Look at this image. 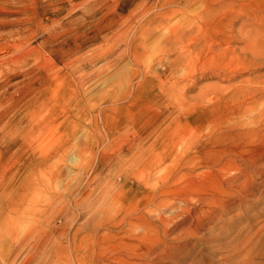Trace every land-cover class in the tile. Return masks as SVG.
<instances>
[{"label": "rangeland", "instance_id": "rangeland-1", "mask_svg": "<svg viewBox=\"0 0 264 264\" xmlns=\"http://www.w3.org/2000/svg\"><path fill=\"white\" fill-rule=\"evenodd\" d=\"M263 156L264 0H0V261H144L167 188L164 264L261 263Z\"/></svg>", "mask_w": 264, "mask_h": 264}, {"label": "bare ground", "instance_id": "bare-ground-1", "mask_svg": "<svg viewBox=\"0 0 264 264\" xmlns=\"http://www.w3.org/2000/svg\"><path fill=\"white\" fill-rule=\"evenodd\" d=\"M244 127V126H243ZM236 135V134H235ZM237 136V135H236ZM144 140H146V139H144V138H140V140L138 141L139 143L140 142H143ZM137 144V143H136ZM150 145V144H149ZM134 146H135V144H134ZM146 146V145H145ZM152 146V145H151ZM229 151V154H230V150H228ZM233 151V150H232ZM136 153V152H135ZM196 153H198V152H196ZM210 153V152H209ZM232 153V152H231ZM234 153V152H233ZM236 153V152H235ZM234 153V155H236ZM199 154V153H198ZM208 154V153H207ZM226 154H228V153H226ZM200 155V154H199ZM232 155V154H231ZM230 155V156H231ZM227 157H229V156H227ZM264 157V156H263ZM134 158V157H133ZM136 158V157H135ZM139 158H141V156L139 157ZM192 157H190L189 158V160L191 159ZM229 158H231V157H229ZM228 158V159H229ZM233 158V157H232ZM198 160H199V157L197 158ZM228 159H226V160H228ZM260 159V158H259ZM134 160V159H133ZM136 160V159H135ZM188 160V161H189ZM194 160H196L195 159V157L194 158H192L190 161L191 162H193ZM234 160V159H233ZM261 160V159H260ZM259 160V161H260ZM137 161H138V158H137ZM140 161V160H139ZM189 161V162H190ZM257 162H258V160H256ZM227 162V161H226ZM259 163V162H258ZM262 164V163H261ZM255 165H256V163H255ZM258 165V164H257ZM256 165V166H257ZM229 166V165H228ZM254 166V165H253ZM260 166V165H259ZM261 167V166H260ZM259 168V167H258ZM262 169V168H261ZM250 171V170H249ZM249 171H247V173L246 174H244L243 176H242V179L244 180V182L246 181H248V179L249 178H251V176H250V173H249ZM260 173H261V171H259ZM85 174V173H84ZM262 174V173H261ZM264 174V173H263ZM242 175V174H241ZM89 176V175H88ZM263 176V175H262ZM89 178V177H88ZM96 179V178H95ZM239 179H241V178H239ZM241 179V180H242ZM148 180V179H147ZM146 180V181H147ZM233 180V179H232ZM235 180V179H234ZM85 181V180H84ZM145 181V182H146ZM236 181V180H235ZM238 181V180H237ZM145 182H143V183H145ZM233 182V181H232ZM237 182H235L234 184H236ZM81 184V183H80ZM148 185H149V183H147ZM244 184H247V183H244ZM83 185V184H82ZM147 185V186H148ZM150 185H151V183H150ZM144 186V185H143ZM150 187V186H149ZM146 188V187H145ZM148 188V187H147ZM82 189V188H81ZM150 189H151V187H150ZM153 189H154V187H153ZM79 190V189H78ZM83 190V189H82ZM81 190V191H82ZM73 191V190H72ZM155 191H156V188H155ZM154 191V192H155ZM170 191V190H169ZM79 192H80V190H79ZM157 192V191H156ZM171 192V191H170ZM73 193V192H72ZM153 193V192H152ZM170 194H172V193H170ZM152 195H154V194H152ZM158 198L157 197H155V196H152V198H151V203L149 202H147V206H148V204H150L149 205V209L147 210V212H146V214H145V211L146 210H144V212H142L141 214L142 215H139V216H134V218H133V220L131 219V221L129 222L131 225L130 226H132V227H139L138 228V230L139 229H141V231H143L144 233H143V237L141 238V239H151L152 237V233H155V231L156 232H159V233H162L164 236H165V238H166V241H164V243H163V247L161 248V250L158 252V251H156V250H154L155 248H154V246H152V244H151V246L152 247H150L152 250H150L149 251V253H148V255L146 256V257H144V258H146L144 261H137V262H133V263H125L124 261H123V258H122V261L120 260V261H114L115 262V264H164V262H166L165 260L166 259H169L172 255H171V251H174V250H177L178 248H181V246H177V245H175L174 243H173V240H172V237H173V235L176 233V231H177V227H174V226H176V225H174L173 223V217H171V215L170 216H167V215H165L164 213H162L161 211L160 212H158V213H156L157 212V209H159L158 207L159 206H162V205H165V206H168L169 204H168V200H166V199H163V198H161V197H163V196H165V195H168V190H167V188H161V189H159V191H158ZM151 197V196H150ZM147 199V198H146ZM158 199V200H157ZM181 200H182V198H180ZM150 200V199H149ZM156 200H157V202H156ZM188 201V200H187ZM189 202V201H188ZM187 202V203H188ZM199 203H200V201H198ZM204 205L205 204H208V205H214V206H216V207H221V206H224V204H223V202H224V200H222V199H220V197L219 196H213V197H209V198H207L206 200H205V202H203V201H201ZM228 202V200L226 201V203ZM169 203H171V202H169ZM186 203V202H185ZM202 204V205H203ZM201 205V206H202ZM207 205V206H208ZM188 206H189V204H188ZM197 206V205H196ZM200 206V207H201ZM185 207V206H184ZM205 207V206H204ZM231 207V206H230ZM171 208V207H170ZM186 208V207H185ZM184 208V209H185ZM192 208H193V206H192ZM210 208H212L213 209V207H209V209ZM215 208V207H214ZM147 209V208H146ZM188 209V213H189V215L191 216V220L190 221H187L188 223H183L182 225H183V227H187L188 225H190V227H188L189 228V230H187V232H190L191 231V229H196L197 230V232H198V230H200V229H202V228H204L205 226H207L208 224H212V223H210V222H213V221H215L214 219V217L217 215V213H218V210H217V208H215L214 210H205L206 208H193V209H191V207H187L186 208V210ZM138 209H136L135 211H137ZM140 211H141V209H140ZM183 211V210H182ZM139 212V211H138ZM184 212H185V210H184ZM185 215V214H184ZM206 215H209L208 217H209V221H207L206 219H205V217H206ZM187 216V215H186ZM186 216H184L183 217V220H185L184 218L186 217ZM128 217V216H127ZM133 217V216H132ZM132 217H129V218H132ZM207 217V218H208ZM189 218V217H188ZM121 219V218H120ZM190 219V218H189ZM130 220V219H129ZM48 221H49V218H48ZM103 221V220H102ZM119 222H120V220H118ZM186 221V220H185ZM123 221H121L120 223H117L118 224V226H119V224H121ZM128 222V221H127ZM181 222H183V221H181ZM106 223V222H105ZM105 223H101L102 225L103 224H105ZM101 224H99V225H101ZM128 224V223H127ZM177 224V223H176ZM98 225V226H99ZM102 225L100 226V227H102ZM129 225V224H128ZM127 225V226H128ZM178 225V224H177ZM105 226V225H104ZM109 226H111V225H109ZM113 226H116V225H114L113 224ZM126 226V227H127ZM94 227L95 226H93V229H94ZM97 227V226H96ZM95 227V228H96ZM99 227V228H100ZM106 227V226H105ZM108 227V226H107ZM121 227V226H120ZM123 227V226H122ZM111 228V227H110ZM119 228V227H118ZM125 228V227H124ZM187 228V229H188ZM198 228H200V229H198ZM101 229V228H100ZM128 229H130V228H128ZM98 231H100V230H98ZM125 231V230H124ZM130 231V230H129ZM132 231V230H131ZM137 231V230H136ZM94 232V231H93ZM92 232V233H93ZM133 232V231H132ZM138 232V231H137ZM139 232H140V230H139ZM185 231H182L179 235H178V237H180V235H182L183 233H184ZM141 233V232H140ZM106 234H108V233H106ZM110 234V233H109ZM129 234V233H128ZM133 234V233H132ZM132 234H130L131 236H132ZM136 234H138V233H136L135 232V234L134 235H136ZM142 234V233H141ZM177 234V233H176ZM175 234V235H176ZM99 235V234H98ZM103 235H105V234H103ZM111 235V234H110ZM140 235V234H139ZM101 236V235H100ZM106 236V235H105ZM124 236V235H123ZM138 236V235H137ZM108 237V236H107ZM127 237V236H126ZM129 237V236H128ZM151 237V238H150ZM88 238V237H87ZM90 238V237H89ZM102 238H104V236L102 237ZM132 238V237H131ZM136 238V237H135ZM134 238V239H135ZM174 238V237H173ZM28 239H30V238H28V237H26V238H24L23 240H21V241H19L18 242V244L16 245V251L18 252V255H17V253H15L17 256H16V258H19V257H21L22 255H23V253H24V251L30 246L29 245V241H28ZM49 239H51L52 240V235H50V237L48 236L47 237V239H44L43 240V242H46V241H48ZM121 239H123V238H121ZM93 240V239H92ZM102 240V239H101ZM119 240V239H118ZM128 240V239H127ZM151 240H153V239H151ZM175 240V239H174ZM176 240H177V237H176ZM129 241H131V239L129 240ZM136 241V240H135ZM99 242V241H98ZM128 242V241H127ZM148 242V241H147ZM151 242V241H150ZM150 242H148V243H150ZM153 242V241H152ZM176 242V241H175ZM82 243V242H81ZM100 243H102V242H100ZM121 243V242H120ZM137 243H138V241H137ZM141 243V242H140ZM133 245V243H129V245ZM96 245V244H95ZM78 246V245H77ZM124 246V245H123ZM128 247V246H127ZM34 248V246H32L31 247V249H33ZM114 248V247H113ZM136 248H138V246L136 247ZM103 249V248H102ZM20 250V251H19ZM108 250H110V249H108ZM148 250H149V247H148ZM104 251V250H103ZM148 252V251H147ZM97 253V252H96ZM115 253V252H114ZM98 256H100V255H98ZM139 256H141V255H139ZM143 256V255H142ZM101 257V256H100ZM85 259V257H84V255H82V258L81 259ZM137 258V257H136ZM90 259H93V257L92 258H90ZM120 259V258H119ZM118 259V260H119ZM138 259V258H137ZM141 259H143V258H141ZM95 260V259H94ZM97 260V259H96ZM117 260V259H116ZM136 260V259H135ZM112 262V261H111ZM111 262H110V264H111ZM246 262V261H245ZM0 264H108V262L107 261H101V260H98V261H0ZM112 264H114V263H112ZM247 264H264V261L263 262H261V263H258L257 261H248L247 262Z\"/></svg>", "mask_w": 264, "mask_h": 264}]
</instances>
